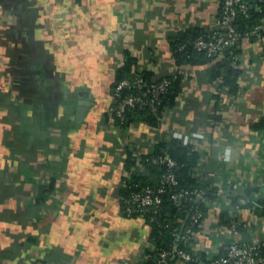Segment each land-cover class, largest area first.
I'll return each instance as SVG.
<instances>
[{
    "label": "crops",
    "instance_id": "0c3cea01",
    "mask_svg": "<svg viewBox=\"0 0 264 264\" xmlns=\"http://www.w3.org/2000/svg\"><path fill=\"white\" fill-rule=\"evenodd\" d=\"M221 5L0 0V264H142L155 249L153 227L122 211L118 189L142 167L138 156L173 132L193 137L177 139L196 153L194 176L224 190L237 169L250 185L232 189L240 197L263 181L264 37L242 39L236 92L214 77L215 61L174 49L180 33L215 29ZM128 56L134 72L153 80L178 75L159 121L121 127L110 114ZM80 105L87 107L81 119ZM222 217V209L209 210L198 230L202 257L205 245L264 235V227L220 232ZM173 264L197 262L174 257Z\"/></svg>",
    "mask_w": 264,
    "mask_h": 264
},
{
    "label": "built area",
    "instance_id": "2783aa9c",
    "mask_svg": "<svg viewBox=\"0 0 264 264\" xmlns=\"http://www.w3.org/2000/svg\"><path fill=\"white\" fill-rule=\"evenodd\" d=\"M261 2L264 0H253ZM254 4L248 0H222L220 12L218 14L217 26L211 32L203 33L190 41L191 45L197 52L205 54L209 58L230 57L232 65L239 68V48L244 38H255L258 40L264 37V17L258 19L253 25L244 24V28H240L237 24L241 17L252 18L250 9ZM262 7H257L260 10ZM187 43L180 41L177 45L178 51H183ZM178 75L166 76L160 80H149L144 77L142 72H135L133 79H123L119 81L114 88V96L118 100L116 107V115L123 119L124 112L128 108L141 107L149 109L152 113L161 117L160 105L165 95L174 85ZM171 137L179 138L184 144L193 140L191 135L179 136L173 132ZM197 137H203V134H197ZM140 161L142 156H138ZM158 164H165L168 171L163 174L161 186L158 188L152 186H138L132 191L129 198L125 201V212L128 214H136L145 217L151 215V220H155L159 214L163 197L169 187L178 185V180L173 169L179 164L177 160L170 155L167 150L163 153L147 157ZM230 165H234L233 160H227ZM260 169L264 170V160L260 165ZM229 182L228 189L221 190L219 185L211 184L218 187L216 197L212 198L203 188H197L193 191L175 190L172 193V199L182 204L185 202H202L209 210L220 208L228 210L230 222L225 225H219L220 232L229 233L231 235H240L241 230L246 228L251 232H256L264 227V215L259 216L255 207L260 206L264 209V179L259 185L252 190L251 197L243 195L235 200L230 195L232 189H248V177H242L237 169L228 172ZM123 185H126L123 184ZM253 196V197H252ZM253 204V205H251ZM191 212L188 213L189 225L186 226V219L180 218V225L174 227V235L186 247H178V244L170 248L157 249V264H165L171 257H175L177 261L182 263L197 264H264V235L256 239L249 240H233L223 245H205L203 250L205 256H201L196 251V243L198 240V230L196 226L202 228L205 226L206 217H203L202 211L198 205H191ZM245 216V217H244ZM189 247V248H188Z\"/></svg>",
    "mask_w": 264,
    "mask_h": 264
},
{
    "label": "trees",
    "instance_id": "16d2710c",
    "mask_svg": "<svg viewBox=\"0 0 264 264\" xmlns=\"http://www.w3.org/2000/svg\"><path fill=\"white\" fill-rule=\"evenodd\" d=\"M248 1H250L251 4H254L250 9L252 18H245V17L240 18L237 25L242 29L244 28V24L248 23L249 25H253L258 19L264 17V4L261 2H254L253 0H248ZM259 5H261L262 7L260 10L257 9ZM203 33H199L196 30L180 33L179 38L175 42L174 49L176 51V55H178L181 58L186 55H193L195 58L194 60L196 62L215 61L213 66L214 77L216 78L221 77L222 79L221 86H226L229 89V91L236 92L238 89L237 78L239 76L240 70L239 68H235L232 65L230 57L209 58L205 54L201 52H197L191 45L190 41H192L195 37L202 35ZM180 41L187 43V46L183 51H178L177 45ZM132 65H133V59L128 56L124 64H122V66L118 68L116 80L112 86L113 109L111 110L110 114L121 127L126 126L128 123H130L133 120H145L153 123L159 121V119L162 117L164 108L167 106V104H170L174 100L175 95L178 91L177 81H176L174 85L170 88L169 92L165 95L164 99L162 100L159 110L161 117L152 113L149 109L141 108L138 106V107L126 109V111L124 112L125 115L124 118L123 119L119 118L115 112L119 102L114 96V88L119 81L126 78L128 79L134 78L135 72L134 70H132L133 67ZM142 74L146 79L152 80L146 75V73L143 72ZM164 150H167L170 153V155L177 160L179 164L177 167L173 169L178 180V185L174 187H169L166 190V192L162 194L163 201L159 209L160 210L159 214L157 215V218L155 220L153 221L151 220V215H146L144 217L153 227L150 241L155 245V249L153 251L151 250L149 251L146 260H144L142 264H156L158 259L157 249L170 248L176 246L177 244L178 247H183V248L186 247L174 235V227L176 226L178 227L180 225V223L178 222V219L180 218L186 219L187 220L185 221L186 226L189 225L188 213L191 212L192 209L191 205H198L199 209L203 213V217L207 216L209 209L205 207V205L202 202L197 201L190 203L184 201L182 204L176 203L171 197L172 193L175 192V190L178 191L183 189V190L193 191L197 188H203L206 190V193H208V195L211 196L212 198L216 197L218 191V187L210 185L211 182L205 181L201 178H198L197 176H194L193 165L195 164V160H196L195 151L194 150L191 151L188 145H184L182 141L177 138H166L158 142L150 153L142 155V161H141L143 163L142 167H137L134 173L131 174L130 177L125 179L126 185L121 184L119 186L118 189V193L120 195L119 203L122 211L125 212L124 200H127L131 192L137 189V185L152 186L155 188L161 186L162 176L164 173L168 171V168L166 167L165 164H158L153 162L152 160H147V157L152 158L153 156H157L158 154L163 153ZM127 165L128 167L136 165V160L133 159L132 154H128ZM232 192H230V195L234 197L235 200L240 198L239 194L237 193L235 194ZM251 193L252 190L251 191L249 190L248 193H246V195L248 196ZM259 208L262 210L261 207ZM222 211H223V217L221 219V222L227 224L230 222V215L227 209L226 210L223 209ZM125 213L129 216H137L136 214H128L127 212ZM195 228L197 230L200 229V227L198 226H196ZM165 264H173L172 257Z\"/></svg>",
    "mask_w": 264,
    "mask_h": 264
},
{
    "label": "water",
    "instance_id": "95a60500",
    "mask_svg": "<svg viewBox=\"0 0 264 264\" xmlns=\"http://www.w3.org/2000/svg\"><path fill=\"white\" fill-rule=\"evenodd\" d=\"M86 108L87 107L85 105L78 106V113L77 114H78L79 119H81V117L83 116ZM172 259H174V257H172Z\"/></svg>",
    "mask_w": 264,
    "mask_h": 264
}]
</instances>
